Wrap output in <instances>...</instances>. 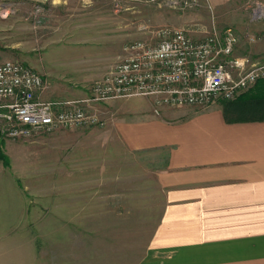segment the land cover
Wrapping results in <instances>:
<instances>
[{
	"label": "rangeland",
	"instance_id": "rangeland-1",
	"mask_svg": "<svg viewBox=\"0 0 264 264\" xmlns=\"http://www.w3.org/2000/svg\"><path fill=\"white\" fill-rule=\"evenodd\" d=\"M85 6L0 0V61L31 65L30 58L48 46L51 81L64 87L51 100H81L99 78L78 83L80 74L60 63L91 60L104 68L126 57L128 43L156 42L163 27L195 37L231 28L238 36L235 54L264 63V0H95ZM88 16L87 22L96 16L104 31H79ZM108 23L117 25L110 35ZM75 86L85 95L69 93ZM149 106L144 96L95 103L91 110L105 118L103 125L1 140L0 264L140 262L163 214L156 180L161 157L129 148L119 123Z\"/></svg>",
	"mask_w": 264,
	"mask_h": 264
},
{
	"label": "crops",
	"instance_id": "crops-1",
	"mask_svg": "<svg viewBox=\"0 0 264 264\" xmlns=\"http://www.w3.org/2000/svg\"><path fill=\"white\" fill-rule=\"evenodd\" d=\"M31 1L33 6L77 2L84 8L95 2ZM90 16L79 24V31H104L96 22L99 15L91 19L96 25L87 22ZM109 28L108 35L112 28L117 30L116 23ZM48 50V46L41 49L30 64L47 80L43 97L52 99L64 87H54L51 81L52 70L45 62ZM92 63L96 62L60 64L61 69L69 65L80 74L76 82L87 83L102 78L117 62L104 68ZM67 89L78 96L86 93L77 86ZM241 94L228 104L217 100L205 106L157 108L154 98L148 97L146 112L121 116L127 146L161 157L156 180L165 200L163 214L138 264H264V119H257L254 107H248Z\"/></svg>",
	"mask_w": 264,
	"mask_h": 264
},
{
	"label": "built area",
	"instance_id": "built-area-1",
	"mask_svg": "<svg viewBox=\"0 0 264 264\" xmlns=\"http://www.w3.org/2000/svg\"><path fill=\"white\" fill-rule=\"evenodd\" d=\"M157 38L125 45L126 57L81 100L46 99L47 80L37 69L20 60L0 61V142L57 127L103 125L105 118L91 110L95 103L144 96L154 98L155 108L205 106L233 100L264 77V63L235 54L238 36L231 28L195 37L184 28L163 27Z\"/></svg>",
	"mask_w": 264,
	"mask_h": 264
},
{
	"label": "trees",
	"instance_id": "trees-1",
	"mask_svg": "<svg viewBox=\"0 0 264 264\" xmlns=\"http://www.w3.org/2000/svg\"><path fill=\"white\" fill-rule=\"evenodd\" d=\"M247 99L248 107H254L257 115V119H264V78L257 81L256 85L250 88L248 91L241 94V98ZM4 155L0 150V158Z\"/></svg>",
	"mask_w": 264,
	"mask_h": 264
}]
</instances>
